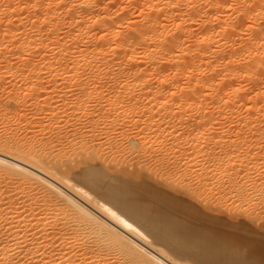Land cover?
<instances>
[{"label":"bare ground","instance_id":"bare-ground-1","mask_svg":"<svg viewBox=\"0 0 264 264\" xmlns=\"http://www.w3.org/2000/svg\"><path fill=\"white\" fill-rule=\"evenodd\" d=\"M133 10L139 12L135 18H131ZM8 74L15 79L16 75L24 76L26 83L28 77L33 80L35 77V84L28 89L34 90L30 95L26 84L23 85L26 93H22L27 98L40 92L48 81L56 83L61 79V82H57L59 88L51 85L52 91L47 85L42 99L34 96L29 99L34 108L30 106L29 110L36 113L44 110L45 117L50 116L48 122H44L47 121L42 119L44 116L35 121V112L28 110L29 116L35 117L27 123L50 129L56 134L54 141L49 133V137L45 135L47 138L39 142L35 137L39 132L34 134L38 128L32 135L38 140L39 149L22 142L25 137L20 138V133L16 137L17 134L9 135L6 130L4 133L9 136L0 137V264H264V244L252 243L247 245L249 251L232 256L229 248L238 244L239 239L208 230L165 197L171 194L200 206L199 200L206 203L203 201L206 197L199 195L210 180L213 185H225L223 190L242 201L245 192L260 191L264 186L262 180L254 181L247 171L240 169L241 166L249 169V162L238 156L240 148L246 147L248 154L262 155L260 165L264 167V0H0V80ZM8 76L6 80L10 79ZM46 76L53 81H46ZM41 77H46L42 87ZM90 78L94 79V85ZM15 82L13 86L18 85ZM13 86L6 87L10 88V100L19 97L18 91L23 88L18 85L16 95L15 91L11 93ZM67 87L70 92L65 90ZM104 89L114 90L111 94L116 95L115 99ZM68 92L74 97L70 100L68 94L67 101ZM53 93L61 97L55 100ZM122 94L128 98L125 103ZM94 96L112 101L92 104ZM26 97L27 102L24 98L21 101L30 105ZM21 112L15 114L18 121L22 118L23 124L27 118L21 117ZM16 115L11 118L16 119ZM83 117L89 125L79 122L84 127L82 138L69 140L72 154L66 157L65 151H60L62 142L57 149L60 133L70 128L72 135L78 134L76 123ZM3 119L10 124L7 116ZM233 121L243 131L237 134L241 135L237 138L239 142L229 139L231 133L227 137L224 130V124ZM140 123H144L145 134L150 130V136L139 131L136 134L133 127L128 128L132 135L126 134L125 126L137 127ZM102 124L111 130L119 128L126 139L122 143L128 141L135 169L127 170L128 162L133 160H126L127 169L116 162L123 152L116 143L112 146L111 139L101 140L109 144L110 160L121 167L102 157L99 147H95L96 130ZM25 126L30 132V127L26 123ZM69 131L61 133L62 136ZM85 136L89 137L88 142L84 141ZM218 147L222 149L219 152ZM155 151L160 152L156 162L167 170H172L170 166L174 167L180 159L186 160L184 170L194 162L201 164L205 173L197 177L196 193L190 191L191 186L188 187L191 195L176 193L181 187L184 194L186 190L189 193L187 182L177 174L181 187L173 188L175 191L166 189L175 185L174 176L172 184H163L166 187L148 180L149 173L143 171L141 157ZM231 157L239 158L240 164ZM263 199L259 197L256 204L264 207ZM212 203L208 204H215ZM236 206L230 204L229 208L235 207L234 212L237 208L239 216L249 211ZM208 207L201 208L213 218L226 213L242 223L253 221L244 220L245 216L235 218L233 210L228 215L227 208V212L221 210L220 214L215 206V210ZM254 214L257 219L259 214ZM262 218L258 217L263 222ZM225 245L229 248L222 250Z\"/></svg>","mask_w":264,"mask_h":264},{"label":"rangeland","instance_id":"rangeland-1","mask_svg":"<svg viewBox=\"0 0 264 264\" xmlns=\"http://www.w3.org/2000/svg\"><path fill=\"white\" fill-rule=\"evenodd\" d=\"M137 10H133L132 12L134 13L135 12V14L133 15V13H131L132 14V16H131V18H135V15H137V13H139L138 11L136 12ZM134 16V17H133ZM138 16V15H137ZM9 75V74H8ZM7 75V76H8ZM7 76H6V78H7ZM10 76V77H9ZM8 76V78H10V79H8L9 81H12L13 79V82H9L8 80H6V78H4L5 76H3V78L0 80L1 82H4V83H1L0 84V101H1V103H3V104H1L0 106L2 107V105L4 106V107H7V108H9V109H7V108H5V110L7 109V110H11V112H7V110H6V113L5 114H8V115H6L7 116V119H9L10 120V124L8 123V120H4L3 118H5L6 116L5 115H3V112L5 111L4 110V108L2 107H0V109H2V110H0V112L2 113L1 115H0V117L3 115V117H1L2 119H0V124L3 126H1L0 128V135H1V132H2V136H0V137H7V136H9L10 134L11 135H15L16 136V134H17V136L16 137H18V133H20L21 135L23 134L24 135V133H25V131H26V134L23 136H21V135H19V137L20 138H22V137H25V139L24 138H22V142H24L25 144H33V146L34 147H36L35 149H39V147H38V145H39V142H40V139L41 138H47V137H49V135H50V139H52L53 141L56 139L55 138V133L53 132V131H51L50 129H48V128H46L45 130L42 128V127H39V125L37 124V125H33V123H31V126H34V128L32 127L31 128V126H30V124H28L27 123V121L28 120H30L31 118H33V117H35V115L34 116H31L32 114H33V112H35V114H36V118L34 119L33 118V120H38V118H39V120H41V118L44 116V118H42L43 120H47V121H44V122H48V116H50V114H46V117H47V119H46V117H45V113L46 112H44V110H42L41 112L40 111H38L37 113H40V114H37L36 113V111H31V109H34L33 107H32V105H31V102H29V99L30 98H32L33 96H34V98H37V99H42V97L41 96H44L45 95V92H44V90L45 91H50L51 90V88H53L51 85H55V86H57L58 88H59V84H60V82L61 81H59V80H61V79H57L58 81H59V84L57 83H55V82H52L53 81V79L52 78H50V77H48V76H46V77H43L46 81H47V79H52V83H50V81H48L47 83H44V82H46L45 80H44V82L42 81L43 80V78L41 77V78H39L41 81H42V85H41V87L43 86V88H42V90L40 89L39 91L40 92H38V90H37V92L38 93H36V92H34V95L33 94H31L32 95V97L30 96L29 98H27L26 96H28L27 94H29L30 95V92L32 93L34 90H28L29 89V87H31V89H32V86H33V84H35V82L36 81H34L35 80V77H34V80H33V77H28V82L26 83V77L24 78V76H20V78H19V76H17L16 75V79L14 78V76H12V75H9ZM12 77V78H11ZM22 81H18V78ZM22 78H23V80L25 81H23L22 80ZM31 80H33V82L31 81H29L30 79ZM6 81H4V80ZM12 79V80H11ZM38 79V80H39ZM89 79V78H88ZM87 79V80H88ZM90 79H92V80H90L89 82L90 83H92L93 85H94V79L93 78H90ZM3 80V81H2ZM15 80H17L16 82H15ZM39 80V82L41 83V81ZM104 80V79H103ZM15 82V84L16 83H18V85H22V87L23 88H21L19 91L17 90V89H19L20 87L16 84L15 86H13L14 83ZM30 82V84H28ZM8 85H7V84ZM12 84V91H11V93H13L14 91L16 92V95H21V97L23 96V94L24 93H26L25 91H26V89H25V87L23 86V85H25L26 84V87H27V94H26V96H25V94H24V96L26 97V99L28 100V102L30 103V105H28L26 102V100H25V97H20V95H19V97H15L16 99H11L10 100V98H12V97H10V96H8V91L10 92V88L9 89H7L6 87L7 86H9V87H11V84ZM24 83V84H23ZM44 83V84H43ZM48 83H50V85L48 84ZM90 83H88V81H87V86L90 88L91 87V85L92 84H90ZM3 84H5V85H7V86H5V85H3ZM10 84V85H9ZM32 84V85H31ZM96 84V83H95ZM2 85H3V87L5 88V89H3V87H2ZM28 85V86H27ZM31 85V86H30ZM49 86L50 88L48 89V87H46V86ZM90 85V86H89ZM93 85H92V87H93ZM54 86V88H56ZM17 87V88H16ZM39 87V86H38ZM41 87H39V88H41ZM45 87V88H44ZM69 87H71V86H69ZM91 87V88H92ZM15 88H16V90L18 91V93H17V91L15 90ZM36 88H37V86H36ZM38 88V89H39ZM14 89V90H13ZM23 89H24V91H23ZM48 89V90H47ZM68 89V87L65 89V90H67ZM72 89H73V87H71V91H72ZM5 90V91H4ZM6 90H7V92H6ZM69 90V89H68ZM70 90H69V92H70ZM112 89H109V90H106L107 92H105V89H104V92L106 93V94H108V93H110L109 95H110V97L112 96V94L115 92V91H117L118 89L116 88H114V90H112ZM41 91H42V93H43V95H41L42 93H41ZM52 91V90H51ZM109 91V92H108ZM111 91V92H110ZM114 91V92H113ZM3 92L5 93V95H7V97L3 94ZM22 92H24V93H22ZM58 92H60V91H56L55 93H57V94H59V95H61L62 93L60 92V93H58ZM66 93L65 94V98H66V100L68 99L67 98V96H69L70 98V100L74 97V96H72L73 94H72V92H71V94L70 93ZM136 92V91H135ZM134 92V94H136ZM7 93V94H6ZM39 93H41V94H39ZM103 94V95H106V94ZM112 93V94H111ZM119 90L117 91V93L115 92V94L116 95H119ZM35 94L38 96V97H40V98H38V97H36L35 96ZM69 94V95H68ZM9 95H10V93H9ZM58 95V96H59ZM108 95V96H109ZM116 95L114 96V97H116ZM11 96H12V94H11ZM53 96H54V93H53ZM57 95H55L54 96V99H55V97H56V99L55 100H58L57 98H60L61 96H59L58 97ZM124 97L125 98V100H124V98H122V97ZM120 97H121V99H122V102L123 103H125V102H127L128 100V98L127 97H125L126 95H124V94H122ZM10 97V98H9ZM72 97V98H71ZM104 97L105 96H103L101 99L102 100H99L98 98H96L95 99V96H94V100H92V104H94L95 102L97 103H99L100 105L101 104H103L104 102V105L106 104V101L108 102V97L106 98L107 100H105L104 99ZM113 96H112V99L114 98ZM24 98V99H23ZM34 98H32V99H34ZM127 98V99H126ZM20 99V100H19ZM25 100L26 102H23V101H21V100ZM103 99H104V101H103ZM115 99V98H114ZM121 99H120V101H121ZM2 100H3V102H2ZM19 102H18V101ZM97 100V101H96ZM124 100V101H123ZM127 100V101H126ZM15 101V103H13ZM20 101H21V103H25L26 104V107H25V105H24V107L22 106L23 104H21L20 103ZM68 101V100H67ZM94 101V102H93ZM102 101V102H101ZM109 101H112L111 100V98H110V100ZM4 102H6L5 104H4ZM101 102V103H100ZM19 103V104H18ZM122 103V104H123ZM10 104H12V105H10ZM15 104V105H14ZM91 102L89 103V108L91 107ZM18 105H20V106H18ZM28 105V106H27ZM8 106H10V107H8ZM13 106H17L16 108H13ZM30 106H31V109L29 110V108H30ZM18 107H20L19 109H18ZM28 107V108H27ZM13 108V109H12ZM24 108H25V110H29L30 111V113H32L30 116H29V111L27 112V111H25L26 113H27V116H26V114H25V112L23 111L24 110ZM14 109H16L15 110V112H12V110L14 111ZM22 109V110H21ZM209 110V108H204V110ZM211 110V109H210ZM18 111H23V114H22V112L21 113H19V114H22L21 115V117H25V118H27V120L26 119H23V122H24V120L26 121L25 123L27 124V126H29L30 127V132H29V130H27V129H29L28 127H26L25 126V123H23L22 124V118L20 119V121H18L17 120V118H18V114H17V112ZM12 113V115H14L13 117H15V115H16V119L15 118H11L12 117V115L9 117V115ZM16 113V114H15ZM29 113V114H28ZM48 113V112H47ZM25 114V116H23ZM39 116H41V118L39 117ZM28 117H30V118H28ZM38 117V118H37ZM12 119H14L13 121H12ZM32 120V121H33ZM42 120V121H43ZM85 120V121H84ZM3 121H4V123L6 122V123H8V125L5 123H3ZM15 121H17V123L15 122ZM81 121H83L82 123H84L85 124V126H87V125H89V124H87L86 122V118L85 117H83L82 118V120L80 119V121H78V124L76 123V126L77 127H75V130L77 129V130H80V131H78V134H77V132H75L74 133V135H77V136H74V135H72L71 134V131H69V129L70 128H64V130H63V132H65L66 130L67 131H69L68 132V134L66 135L65 133V135H66V137H65V135H63L62 136V134L61 133H63V132H61L60 133V136L64 139L63 141H62V138L59 140V142L57 143V149H60V147H62L61 149H60V151H62V152H64V153H66L65 155H66V157L68 156V155H70V154H72V152H70V149H71V142L70 141H72L71 139L72 138H74V142H75V140L76 141H80L81 140V136H80V134H81V132L84 130L83 128L84 127H81L82 126V124L80 123V125H79V122H81ZM12 122V123H11ZM14 122V123H13ZM18 122L21 124L19 127H18ZM141 122H143V119H142V121ZM234 122V121H233ZM233 122H232V124H231V122H228V123H230L229 125H227L228 123H226V124H224V130L226 131L225 133L228 135L227 137H229V134L231 133V135H230V137H229V139H232V140H234V139H236L237 141H238V139L237 138H239L238 136H237V134L238 133H242L241 132V129H240V131L238 130L239 129V127L237 126L238 124L237 123H235V124H233ZM83 124V125H84ZM141 124V125H140ZM140 124H138L137 125V127H136V125H129V127H128V125L127 126H125L124 127V129L125 130H127L126 132V134H130V135H132V132L130 131V133H129V131H128V128H131L130 130H132V127H133V132L135 131H139L138 133H142L141 135H146V136H148L149 134H150V130H146V131H148L147 132V134H145L146 132H145V130H143V128H142V126L144 125V123H140ZM143 124V125H142ZM237 124V125H236ZM10 125H11V127H10ZM12 125H14V126H12ZM17 125V131H14V128H15V126ZM23 125V126H22ZM80 126V129H79V126ZM9 126V127H8ZM21 126L23 127L22 128V130L24 131V133H22L23 131L21 130ZM25 126V127H24ZM104 126V127H103ZM107 127V129H108V125H99L98 126V129L96 130L97 131V137H96V139H95V142H96V148H98L99 147V150L101 151L100 153H102V157L103 158H106V159H108V161L110 160V158L112 157V154H111V152H110V150H109V144L108 143H106L104 140H106L107 142H108V140L109 139H111V142H112V146H114V144L116 143V145H117V147H120L121 149L120 150H122L121 152H123L122 154L120 153V155L117 157L119 160H116V162H118L121 166H122V163H123V166L125 165L126 167H124V168H126L127 169V165H128V163H130L129 165L131 166H129L128 165V169L127 170H133V168L135 169V167H136V165H135V163H134V160H133V154H131V152H130V150H129V144H128V141H127V143H124V142H126V139L124 138V137H122V135H120V133H119V131H118V129L116 130L115 128V132H116V134H115V132H114V129L113 130H111V129H108V133H106V135L108 136L107 138L105 137L106 135L104 134V132H105V130H107L106 129V127ZM240 127H243V126H241V125H239ZM144 127V126H143ZM5 128V130H3ZM7 128V129H6ZM9 128V129H8ZM11 128V129H10ZM27 128V129H26ZM36 128H38V131H36ZM82 128V129H81ZM138 128H139V130H138ZM142 128V129H141ZM226 128L228 129V131L226 130ZM32 129H35V130H33L32 131ZM42 130V132H44L43 134L39 131V130ZM136 129V130H135ZM145 129V128H144ZM245 128L243 127V130H244ZM2 130V131H1ZM6 130L8 131V132H6ZM15 130H16V128H15ZM47 130V131H46ZM76 130V131H77ZM142 130V131H141ZM22 131V132H21ZM36 131V132H35ZM110 131V132H109ZM113 131V132H112ZM118 131V132H117ZM246 130H244V132H245ZM4 132H6V133H8L9 135H6V133H4ZM10 132V133H9ZM11 132H16V133H11ZM29 133V137H28V133ZM35 132V133H34ZM37 132H39L38 134V136H35L34 134H36ZM80 132V133H79ZM112 132V133H111ZM136 132V134H138ZM34 133V134H33ZM45 133H47V134H45ZM50 133V134H49ZM54 133V134H53ZM70 133V134H69ZM99 133V134H98ZM118 133H119V135H118ZM36 137V138H38V140H39V142H38V140H37V142H36V140H35V137H33V135ZM42 134V135H41ZM49 134V135H48ZM52 134V135H51ZM110 134V135H109ZM27 135V136H26ZM32 135V136H31ZM37 135V134H36ZM41 135V136H40ZM44 135V136H43ZM45 135H48L47 137L45 136ZM68 135H69V138H68ZM99 135V136H98ZM101 135V136H100ZM113 135V136H112ZM114 135H115V137H114ZM133 135H135V133L133 134ZM151 135V134H150ZM149 135V136H150ZM233 135V136H232ZM54 136V137H53ZM70 136H71V138H70ZM119 136V137H118ZM231 136H232V138H231ZM31 137V138H30ZM40 137V138H39ZM88 136H85L83 139H85L84 141H89V137L87 138ZM111 137H114V138H111ZM117 137V138H116ZM27 138H29V139H27ZM34 138V141L32 140ZM66 138H68V140L66 139ZM77 138V139H76ZM105 138V139H104ZM88 139V140H87ZM101 139H104L103 141L101 140V146H103V147H101L100 146V140ZM113 139V140H112ZM118 139H120L121 140V142H119L120 140H118ZM23 140H25V141H23ZM30 140H32V142L30 141ZM45 140V139H44ZM70 140V141H69ZM97 140V141H96ZM99 140V141H98ZM116 140V141H115ZM122 140H124V142L122 143ZM236 140H234V141H236ZM27 141V142H26ZM29 141V142H28ZM236 141V142H237ZM240 141V140H239ZM238 141V142H239ZM35 142H36V144H35ZM62 142V143H61ZM66 142H68V143H66ZM99 142V143H98ZM103 142H105V143H103ZM263 143H264V141H262ZM62 145H61V144ZM67 144V145H65V144ZM104 145H103V144ZM263 143H260L261 145L263 144ZM27 144V145H28ZM31 144V145H32ZM58 144H60V147H59V145ZM123 144V145H122ZM127 144V146H124V145H126ZM240 144V143H239ZM242 144H240V146H241ZM40 146V145H39ZM69 146V147H68ZM226 147H228V145H225ZM239 146V147H240ZM59 147V148H58ZM64 147H67L68 149H65ZM127 147V148H126ZM226 147H225V149H226ZM241 147H244V146H241ZM64 148V149H63ZM105 148H106V150H108V153H107V151L105 150ZM125 148L126 150L128 149V153H126L127 151L124 149V151H123V149ZM219 148L220 147H218V148H216V149H218V150H216V151H220V150H222V149H220L219 150ZM222 148V147H221ZM224 149V148H223ZM102 150H105V151H102ZM239 150V149H238ZM240 150L241 151H243V153L242 152H240ZM240 150H239V154H238V156H239V158H247V160H248V162H249V169L248 168H246V167H242L241 166V168L240 169H243V170H245V172L247 171L248 172V175L249 176H251V178H252V180L254 179V181L255 180H262L263 182H264V167H261V165H260V160L263 162V160H262V158H260L262 155H255V154H248L247 153V151H245L246 150V147H244L243 149H241L240 148ZM68 151V152H67ZM71 151H73V150H71ZM222 152V151H221ZM246 152V153H245ZM111 155H110V154ZM153 153V154H152ZM151 154H152V156H150L149 154L146 156V158H144V157H141V161L142 162H140V164L142 165V168L144 167V169H143V171L146 173V174H148V175H152V178H151V176H150V179H149V176L148 175H146L147 177H148V180L149 181H151V183H153L154 181H157V182H155V184H162L161 186H163V184H165L166 186H168L167 184L168 183H170V184H172V181H171V179L173 178V176H174V180H173V182H174V184L175 185H172V187H170V188H168V187H166L165 185L163 186V187H166V189H168V190H170V191H175V190H177V188L178 187H181L180 186V180H181V178L179 177V176H183L182 178H184V181H185V183L188 185L187 186V189H188V187L189 186H191L190 188V191L192 192V193H196V191L194 190V189H196V184H198L197 182V177H198V175H201V174H204L205 173V170L204 169H201V164H199V163H192L191 164V166H190V168L188 169V170H184V165H183V162H185L186 160H183V162H182V160L180 159V160H178L177 162L178 163H176V164H174V167H171L170 166V168H172V170H173V173H172V170L171 169H168L167 170V168L165 169V167H161L160 165H159V163L158 162H156V158H158V157H160V152H157L156 153V151L155 152H152ZM156 153V154H155ZM241 153V154H240ZM68 154V155H67ZM108 154V155H107ZM126 154V155H125ZM131 154V156H128V155H130ZM104 155V156H103ZM156 155H158V157L156 156ZM150 156V157H149ZM233 156H235V155H233ZM73 156H71V157H69V158H72ZM126 157V159H124ZM155 157V158H154ZM130 158V159H129ZM233 160H235V161H237L239 164H240V159L239 158H237L236 159V157H231ZM231 158H229L230 160H232ZM155 159V160H154ZM126 160H129V161H131V160H133V161H131V162H128V161H126ZM232 160V161H233ZM110 161H112V165H114V164H116L115 166H117L118 165V163H115V160H110ZM121 161V162H120ZM123 161V162H122ZM126 161V162H125ZM143 161H145V163L143 162ZM114 162V163H113ZM128 162V163H127ZM154 162H156L158 165L155 167V165H156V163H154ZM259 164V165H257V164ZM152 164H155V165H152ZM254 164V165H253ZM145 165L147 166V167H145ZM121 166H119L118 165V167H121ZM148 166H151L152 167V169L150 168V167H148ZM161 168H160V167ZM176 166V167H175ZM158 167V168H157ZM147 168V169H146ZM155 168H157L156 170H158V169H160V170H158V171H156V170H154V171H152L153 169H155ZM177 168V169H176ZM146 169V170H145ZM150 171H149V170ZM161 169H162V171L163 170H165V171H161ZM175 169V170H174ZM185 169H186V167H185ZM171 170V171H170ZM147 171H148V173H147ZM169 173H168V172ZM185 171V172H184ZM154 172L156 173V174H154ZM175 172V173H174ZM162 173V174H161ZM164 173H168V174H164ZM172 173V174H171ZM155 175V177L157 178H159L158 180H156V178L155 177H153L154 175ZM160 174V175H159ZM164 174V175H163ZM171 174V175H170ZM176 174H177V177H179L180 178V180H178V178L176 177ZM162 175V176H161ZM165 175H169L168 177H166ZM160 176V177H159ZM163 176H165L166 178H164ZM172 177V178H171ZM154 178V179H153ZM164 178V179H163ZM176 178V179H175ZM260 178V179H259ZM152 179V180H151ZM161 181V183H160V181ZM165 180V181H164ZM167 180V181H166ZM153 181V182H152ZM169 181V182H168ZM179 183H178V182ZM260 181H258V182H260ZM261 181V182H262ZM159 182V183H158ZM167 182V183H166ZM189 182V183H188ZM212 182L213 181H209V183H208V187L205 189V194H204V192L202 191L201 193H200V197L201 198H203L202 196H205L206 197V199H210L211 200V198L213 199V200H211V201H209V202H207V200L205 199V197L203 198V199H205V200H203V201H206V203L205 202H203V203H201V199L199 200V199H197V200H195V201H197V203H199V205L201 206V207H204L205 205H206V207L207 206H209L208 208L209 209H213V206H215L214 208L216 209V211H217V208H218V212H220V214H223V212L225 213V211L227 212V209H229L228 210V215L229 214H232L231 212H230V210H233V214H235V215H237V216H235V215H233V216H235V218H238V219H243L242 218V216L244 217V220L246 219V218H249V219H251V220H253V221H250L249 219V221L251 222V223H242V222H239V221H237V220H234V219H231V218H229L228 216H226L227 214L225 213V215L223 214V215H221V216H219V215H217L216 216V218H213L214 216H212V215H209V214H206V212L207 211H205V210H203L200 206H198V205H195V204H193V203H191L190 201H185V200H178V199H176L175 197H173V195H171V194H168V196H165L166 198H168V199H170L175 205H177V206H179V207H182L183 208V210L188 214V215H190L192 218H194V219H196V220H198L199 222H201L202 224H204L205 226H207L208 227V230L209 229H212V230H214V231H216V232H218V233H220L221 235H223V236H225L226 238H237V239H239V243L238 244H235V245H233V246H231L230 248H229V246L228 245H225L223 248H222V250L223 249H226V248H229V251H230V253H231V255L233 256V255H236V256H240V253L241 252H246V251H249V248H248V246H250V245H252V243H254V244H256L257 246L258 245H260L259 243H262V244H264V228H263V226H264V221L262 222V220L260 221V219H258V217L259 218H262V215L264 216V207L262 206V205H257L256 203L259 201V197L261 198V197H264L263 195V193H264V186L262 187V189L260 190V191H255V190H250L248 193L247 192H245L247 195H248V198H245V197H247V195L243 198V201H242V199H241V197H239L240 198V200L236 197V196H234V195H231V194H229L228 192H227V190H223L224 189V187H225V185H223V186H221V185H213L212 184ZM176 183H178V186H177V184ZM140 184V183H139ZM190 184V185H189ZM6 186V184L5 185H3L2 187H5ZM170 186V185H169ZM152 187H154V186H152ZM177 187V188H176ZM186 187V186H185ZM175 190H174V189ZM173 189V190H172ZM180 189V188H179ZM178 189V190H179ZM181 189H182V187H181ZM179 190L178 192H176V193H179L180 191L182 192V194L181 195H187V194H190L191 195V193H190V191H189V189H188V191H189V193H187V190H186V194H184V192L182 191V190H184V187H183V189L182 190ZM194 191V192H193ZM256 192V193H255ZM258 192H259V195H258ZM260 192H262V193H260ZM203 193V194H202ZM208 193V194H207ZM249 193H251V194H249ZM164 194H167V193H164ZM211 194H213V196L211 195ZM253 194H254V196H253ZM208 195V196H207ZM209 195H210V197H209ZM217 195V196H216ZM218 195H219V198H218ZM256 195L258 196L257 198H256ZM261 195V196H260ZM193 197V196H192ZM195 197V196H194ZM200 197H198V198H200ZM221 197V198H220ZM255 199H254V198ZM220 199V200H218V199ZM222 198H224V199H222ZM194 199H196V198H194ZM215 199H216V202L217 201H220L221 202V205H223V206H221L220 204H219V202H217V203H215ZM221 199L222 200H226V201H221ZM244 199H246L245 201H244ZM257 199V200H256ZM198 200H199V202H198ZM212 201L215 203H212ZM244 203H242V202ZM257 201V202H256ZM222 202H223V204H222ZM263 202H264V199H263ZM208 203H212V204H214V205H211L212 206V208H211V206L208 204ZM202 204H205V205H203L202 206ZM218 204V205H217ZM229 204V205H228ZM230 204H231V206L233 207L234 205L236 206V205H238V206H240V207H238V206H236V207H238V208H242V210H244L245 208H249V209H245V210H249V211H247V212H249V213H243V214H241V216H239V214H237L236 212H237V208H236V212H234L235 210V207L234 208H229V206H230ZM233 204V205H232ZM226 205V206H225ZM225 206V207H224ZM219 207H222V209L221 208H219ZM223 207H224V209H223ZM225 208H227V209H225ZM215 209H213V210H215ZM219 209H220V211H219ZM240 209H239V211H240ZM221 210L223 211V212H221ZM238 211V212H239ZM241 212V211H240ZM245 212V211H244ZM254 212H255V214H259L258 216H257V219L253 216V214H254ZM256 212H258V213H256ZM248 214L249 215H251L252 214V217L255 219H252V217L251 216H248ZM254 214V215H255ZM260 215H261V217H260ZM241 217V218H240ZM263 220H264V217L262 218ZM247 220V221H248ZM256 220H258V222L256 221ZM255 221H256V223H258V224H256L255 223ZM260 222V223H259ZM248 245V246H247ZM237 247V248H236ZM235 248H236V250H235ZM251 255H252V252L250 253ZM253 257V256H252ZM224 261H227L225 258L223 259Z\"/></svg>","mask_w":264,"mask_h":264}]
</instances>
